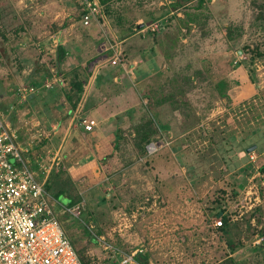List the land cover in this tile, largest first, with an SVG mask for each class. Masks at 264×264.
<instances>
[{
    "label": "rangeland",
    "instance_id": "obj_1",
    "mask_svg": "<svg viewBox=\"0 0 264 264\" xmlns=\"http://www.w3.org/2000/svg\"><path fill=\"white\" fill-rule=\"evenodd\" d=\"M83 1L42 0L37 14L0 0V100L13 105L2 122L18 132L38 179L50 183L67 237L89 264H118L122 256L108 246L141 251L132 264H264V0H194L181 7H174L179 0L105 6L96 0L102 16L89 28ZM66 23L95 33L96 50L105 54L100 72L127 62L110 48L125 37L163 47L158 71L146 82L140 78L126 101L134 111L117 115L118 127L102 142L61 143L64 130L53 133L48 123L41 124L47 138L35 127L24 130L37 113L25 112L28 103H17L15 94L41 77L30 81L21 73L41 58L48 66L37 76L54 67L30 30L48 38ZM86 58V68L97 64ZM63 102L57 98V106ZM61 109L41 108L51 123L64 121ZM67 198L82 206L80 215L69 213ZM222 209L230 220L224 228L216 225Z\"/></svg>",
    "mask_w": 264,
    "mask_h": 264
},
{
    "label": "crops",
    "instance_id": "obj_2",
    "mask_svg": "<svg viewBox=\"0 0 264 264\" xmlns=\"http://www.w3.org/2000/svg\"><path fill=\"white\" fill-rule=\"evenodd\" d=\"M6 1H10L18 7L20 6V8L23 7L26 9L25 12L33 9L37 14H41L42 11V4L40 3L42 0H37V3L35 2L36 0ZM33 1L34 5H32ZM89 26L85 28H89ZM85 28L82 26V29H80L75 23H66L65 26L55 30V32L51 31L53 35L48 36V38L47 36H42L43 34H39L40 30L36 28V30H30V32L33 31L32 35H36L39 39L37 42L40 53L46 50L49 51L48 55L50 54L51 58L48 57V59L52 60L54 67L48 69L49 73L47 76H43V74L37 76L40 70L42 72L45 66H48L46 59L41 58V60L43 59L42 61L33 63V71L23 69L21 73L23 79L30 81L41 77L40 84L19 87L15 94L17 103H28L29 105L27 106L28 108L26 107V111H23L28 113L33 112V114L37 113L36 117H33L29 121L31 127L23 125L26 127V129L23 128L24 130H33L35 127L38 135L47 138L50 134H45V131L41 129V124L48 123L51 127L50 131L53 133L54 131L57 132V129L61 130L62 128L64 130V134L60 140L61 143L66 142L68 145V143L75 142L76 139H80L81 143H83V139L88 141L87 139L89 138L93 139V141L102 142L110 137V135H113L112 130L118 127L119 116L117 115L135 107L129 106L126 101L129 100L131 92L134 95L137 93V83L139 84L143 80L140 78H144V82H146L153 72L158 71V67L162 65L163 57L161 56L163 55V47L156 48L152 45L153 42L148 40L144 41L146 44H137L136 35H132L116 43L117 46L114 45L116 50L110 45L111 51L114 52L116 57L120 54L122 55V53L123 55H127V62H120L118 68L117 66L116 68L112 66L105 67L100 72V65L105 62V54H98L96 41H93V39H97V36L89 30L86 32L87 29L84 30ZM125 43L126 45L124 46ZM133 43L134 45L131 46ZM101 45L108 49L105 42H102ZM129 46H131V50L128 48ZM123 47L130 50V55L124 52ZM119 49L121 52H119ZM88 56L90 58L93 57L92 61L97 63L92 65L90 69L86 68L89 60L86 57ZM153 58H155V62L152 61ZM137 74L138 77L136 76ZM3 78L0 76V80ZM73 82L81 83L82 92L80 94H75L71 90ZM47 83L50 84V87H46ZM58 86L59 90H55ZM29 88H33V93L26 94L25 98H22V90ZM45 89H48V91ZM44 91H46L45 94L42 93ZM65 94L74 95L75 97L77 95L79 97L75 108L71 107L70 102L66 100ZM57 98H61L64 101L60 105L61 107L57 106ZM4 103L9 104V102L3 100V103L2 101L0 103L2 108L0 118L2 121V116L6 114L7 109L13 106L8 105L7 107ZM46 104H48V107L54 113L59 112L60 114L61 111L59 109L63 108L61 110H64V121L63 119H59L52 123L49 122L46 114L41 110L42 105L45 106ZM133 109L128 112L129 115L134 111ZM9 113H14L13 108ZM14 115H11L13 121H15ZM85 120H94L96 122V126L92 132L84 131L83 121ZM9 123L14 127L13 122L9 121ZM11 129L17 136L19 135L15 129ZM17 129L18 131L21 130ZM39 129H41V134H39Z\"/></svg>",
    "mask_w": 264,
    "mask_h": 264
},
{
    "label": "built area",
    "instance_id": "obj_3",
    "mask_svg": "<svg viewBox=\"0 0 264 264\" xmlns=\"http://www.w3.org/2000/svg\"><path fill=\"white\" fill-rule=\"evenodd\" d=\"M96 2H81L86 27L102 16L101 5ZM33 91L23 89L21 97ZM95 125L93 120L83 121L85 132H92ZM24 152L17 134L0 118V264H80L54 212L45 181L38 179ZM81 208L76 205L68 211L77 216ZM216 225L221 226V222ZM108 247L106 250L113 256H122L118 264H132L134 256L141 252L122 254Z\"/></svg>",
    "mask_w": 264,
    "mask_h": 264
},
{
    "label": "trees",
    "instance_id": "obj_4",
    "mask_svg": "<svg viewBox=\"0 0 264 264\" xmlns=\"http://www.w3.org/2000/svg\"><path fill=\"white\" fill-rule=\"evenodd\" d=\"M192 1H194V0H179V2H175V5H174V7H181V5L183 4V3H185V4H187L188 2L190 3V2H192ZM200 3H202L201 2V0H198ZM110 2H112V0H100V3H101V5L102 6H105V5H107V4H109ZM180 3H182V4H180ZM183 6V5H182ZM83 13V12H82ZM258 56H260V54H257ZM45 90H47L48 91V89H45ZM71 90H73L74 91V93L75 94H80L81 92H82V85H81V83L80 82H73L72 83V86H71ZM50 91V90H49ZM52 91V90H51ZM65 97H66V100L68 101V102H70V104H71V107L72 108H75L76 107V104H77V102H78V99H79V97L76 95V97L74 96V95H68V94H65ZM75 97V98H74ZM72 101H74V103H72ZM128 114V113H127ZM127 114H126V116H127ZM129 115V114H128ZM143 140H144V142L146 143H149L150 142V139H149V136L148 135H144L143 136V138H142ZM49 185H50V183L49 184H46V186H45V189H46V191L48 192L49 191ZM63 196V194L62 193H56V196ZM67 201H68V207H66V208H70L71 206H73V202L69 199V198H67ZM54 212H55V214H56V216H57V212L55 211V209H54ZM219 213H223L222 214V216H220V220H221V225H223V227L222 228H224L225 226H228V224L230 223V220H229V218L228 217H226L225 216V212L223 211V209L221 210V211H219ZM57 218H58V220H59V222L61 223V225H63L62 224V222H61V220L59 219V217L57 216ZM221 228V231L222 232H225L226 231V229H222ZM84 230H85V228H83ZM65 230V229H64ZM86 231V230H85ZM66 232V231H65ZM66 235H67V233H66ZM68 236V235H67ZM70 239V238H69ZM70 242H71V244H72V246H73V248L75 249V251H76V254H77V256H78V259H79V262H80V264H89V261L83 256V254H81V252H78V250H77V248L74 246V244L72 243V241H71V239H70ZM139 255L137 254L136 255V257H135V260L136 261H139ZM143 264H145V263H143Z\"/></svg>",
    "mask_w": 264,
    "mask_h": 264
},
{
    "label": "water",
    "instance_id": "obj_5",
    "mask_svg": "<svg viewBox=\"0 0 264 264\" xmlns=\"http://www.w3.org/2000/svg\"><path fill=\"white\" fill-rule=\"evenodd\" d=\"M252 149H253V148H249V149L246 150V152H249V151L252 150Z\"/></svg>",
    "mask_w": 264,
    "mask_h": 264
}]
</instances>
